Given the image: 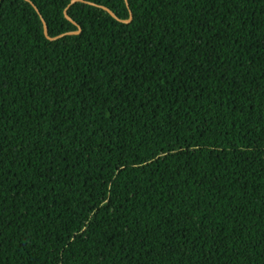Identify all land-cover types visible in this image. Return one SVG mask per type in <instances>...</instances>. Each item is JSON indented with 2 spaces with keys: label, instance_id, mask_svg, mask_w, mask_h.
I'll use <instances>...</instances> for the list:
<instances>
[{
  "label": "trees",
  "instance_id": "obj_1",
  "mask_svg": "<svg viewBox=\"0 0 264 264\" xmlns=\"http://www.w3.org/2000/svg\"><path fill=\"white\" fill-rule=\"evenodd\" d=\"M31 2L0 0V264H264V0Z\"/></svg>",
  "mask_w": 264,
  "mask_h": 264
},
{
  "label": "water",
  "instance_id": "obj_2",
  "mask_svg": "<svg viewBox=\"0 0 264 264\" xmlns=\"http://www.w3.org/2000/svg\"><path fill=\"white\" fill-rule=\"evenodd\" d=\"M26 1L31 2V0H26ZM77 1H80V0H72V3H75V2H77ZM126 2H127V5L129 6V0H126ZM31 3H33V2H31ZM89 3H91V4H93V5H97V6L101 7V8H103V9L107 10V11H108L113 17H115L117 20L122 21V22H125V23H129V22L131 21L132 17H133V13H132V11H131V18L128 19V20H124V19H121V18L115 13V11H113L112 9H110V8L107 7V6L100 5V4H96V3H93V2H89ZM33 5L35 6V4H33ZM35 7H36L38 13L40 14V16H41V18H42V20H43V23H44V26H45V34H46V36H47L49 39H51V40H56V39L60 38L62 35H59V36H56V37H51V36L49 35V27H48V25H47L45 19L43 18L41 12L39 11L38 7H37V6H35ZM66 17H67L68 19H70L71 21H73L74 23H76V22L70 17V15H69L67 12H66ZM80 31H81V27L79 26V30H78V31H73V32H71V33H75V34H76V33H79ZM63 35H64V34H63Z\"/></svg>",
  "mask_w": 264,
  "mask_h": 264
}]
</instances>
